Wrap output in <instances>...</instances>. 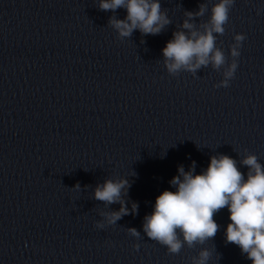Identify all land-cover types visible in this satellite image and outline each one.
I'll return each mask as SVG.
<instances>
[{
    "label": "water",
    "instance_id": "obj_1",
    "mask_svg": "<svg viewBox=\"0 0 264 264\" xmlns=\"http://www.w3.org/2000/svg\"><path fill=\"white\" fill-rule=\"evenodd\" d=\"M202 2L209 13L197 24L217 0H160L172 22L164 31L120 39L108 20L126 10H100L99 0H0V264H192L201 248L208 264H252L225 242L227 208L213 217L214 238L178 254L142 228L156 197L175 191L178 166L195 161L199 174L224 154L246 178L247 154L264 165V0H234L217 37L230 64L235 34L246 36L226 88L214 87L223 69L173 76L163 63L184 11ZM118 178L138 213L109 225L120 205L93 193Z\"/></svg>",
    "mask_w": 264,
    "mask_h": 264
},
{
    "label": "clouds",
    "instance_id": "obj_2",
    "mask_svg": "<svg viewBox=\"0 0 264 264\" xmlns=\"http://www.w3.org/2000/svg\"><path fill=\"white\" fill-rule=\"evenodd\" d=\"M233 4L234 0H217L209 18L199 24L197 18L209 13L207 3H200L197 11H184L185 19L161 50L169 74L187 71L195 76L202 67L211 65L214 70L223 69V79L214 87L229 86L238 67L235 58L240 56L239 49L246 39L242 33L235 34V42L230 46L233 60L227 64L224 52L217 46V37L225 33ZM98 7L113 13L121 8L126 10L124 19L112 15L108 20L120 39L130 37L134 30L142 36L158 35L172 23L161 10L160 0H99ZM240 163L247 166L246 178L237 161L224 154L211 156L208 167L199 174L195 173V161L187 171L178 166V174L169 181L175 191L164 190L156 197L153 211L143 218V232L166 246L170 254H178L185 244L194 248L214 238L220 226L213 217L227 208L230 223L225 229V242L237 245L252 264H264V165L254 154H247ZM130 187L127 178L105 179L96 185L95 200L120 205L119 210L106 214L107 224L114 225L123 216L138 213V203L132 202L129 208L124 199ZM96 226L103 228L104 223L98 222ZM128 232L140 235L135 228H128ZM211 255L209 249L201 248L191 258L192 264H208Z\"/></svg>",
    "mask_w": 264,
    "mask_h": 264
}]
</instances>
